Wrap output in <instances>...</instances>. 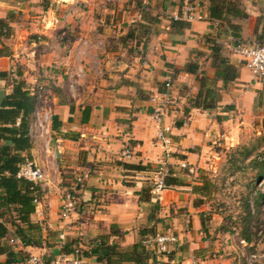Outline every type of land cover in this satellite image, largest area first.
Masks as SVG:
<instances>
[{"label": "crops", "instance_id": "crops-1", "mask_svg": "<svg viewBox=\"0 0 264 264\" xmlns=\"http://www.w3.org/2000/svg\"><path fill=\"white\" fill-rule=\"evenodd\" d=\"M187 1L200 2L207 19L172 25ZM261 38L264 0H0V74H6L0 90L9 93V73L17 71L36 105L55 118L47 147L29 140L21 153L48 177L29 217L39 228L30 233L37 245L20 242L6 225L0 264H26L30 255L48 263L65 254V244L66 250L78 246L90 264H106L96 261L98 244L114 248L110 264H134L123 253L134 244L146 253L145 264H247L237 247L224 244L231 236L218 231V216L201 202L208 196L191 189L215 154L209 143L234 146L242 126L258 122L262 128L264 76H252L231 53L236 40ZM215 57L237 73L224 86L212 81ZM188 63L195 74L185 71ZM166 80L178 109L159 124L169 131L167 162L184 161L193 170L185 176L190 180L174 176L181 185L154 193L164 154L153 145L158 126L148 100L164 91ZM199 91L210 109L189 107ZM123 148L131 158L121 159ZM77 179L73 213L61 220L60 198ZM158 234L175 237L167 253L144 245Z\"/></svg>", "mask_w": 264, "mask_h": 264}, {"label": "trees", "instance_id": "trees-1", "mask_svg": "<svg viewBox=\"0 0 264 264\" xmlns=\"http://www.w3.org/2000/svg\"><path fill=\"white\" fill-rule=\"evenodd\" d=\"M143 14L145 15L144 10ZM170 23L176 25L175 23L182 22L172 19ZM212 50L219 53L218 47ZM215 58L217 65L212 81L215 84L217 80H221L222 86H224L228 81H232L237 73L226 60ZM185 71L195 74L197 67L194 64L188 63L185 65ZM9 76L7 85L10 86V91L0 105V239L8 235L6 228V225H8L13 228L12 236L14 238H17L24 244L35 246L37 243L30 239V233H38L39 228L30 222L29 217L34 212L33 200L36 197L39 199L41 193L38 187H33L31 183L16 178V173L24 160L21 153L30 147L27 128L32 118L36 97L19 80V73L17 71L10 72ZM1 77L5 78L6 74H0ZM200 81L203 85L204 78L201 77ZM205 92V96H208V92L210 91L207 90ZM200 97L201 91L198 92L194 99L190 100L189 107L201 110L210 109L212 106L206 104V99L201 103ZM54 121L55 118H52V124ZM262 128L264 129V120L262 121ZM263 143L264 134L256 138L250 147L241 146L236 148L229 163L232 166L238 163L242 170L247 168L252 171V178L255 181L264 179V150H258V146ZM246 160L247 164L243 166L242 163ZM173 177L165 180L166 186L181 185ZM209 187L210 182L203 177L200 184L193 186L191 191L200 196H207ZM242 237L244 240H248L244 235ZM66 246L68 245L65 244L63 247L64 253L70 254L73 248L66 250ZM74 248H78L80 255L86 257L78 246ZM4 251L3 248L0 250V253ZM114 252V248L110 245L102 246V244H98L95 248L96 261H105L106 264H110L108 263L109 256L113 255ZM123 253L129 254V258L134 264H145L146 253L139 244H134L130 251Z\"/></svg>", "mask_w": 264, "mask_h": 264}, {"label": "built area", "instance_id": "built-area-1", "mask_svg": "<svg viewBox=\"0 0 264 264\" xmlns=\"http://www.w3.org/2000/svg\"><path fill=\"white\" fill-rule=\"evenodd\" d=\"M106 3H111V0H105ZM206 14L203 11V6L198 1H187L181 6L179 13L173 15V20L182 21L185 23L201 22L206 20ZM231 53L236 57L239 64L244 66L252 76L261 78L264 76V38L257 39L251 44H246L242 41L236 40L231 47ZM13 73V72H12ZM12 76H14L12 74ZM164 91L155 94L149 98L151 107L150 118L157 124L158 129L153 138V145H159L163 149V158L158 163L152 179V191L159 193L168 188L165 185V180L173 177L176 170H180L186 174L192 173V167L188 166L184 161H180L173 167L167 162L170 153V137L168 129L159 127L163 117L174 114V100L170 97L168 90L170 88V81L164 82ZM72 87V85H71ZM50 112L47 109H42L35 104L32 120L27 128V136L33 143H40L43 148L47 147L50 130ZM121 159H129L132 154L128 148H123L120 152ZM16 178L31 183L33 187H38L39 192L42 193V183L47 181V175L42 168H39L31 159L24 158L22 164L19 166L16 173ZM77 179L74 185L64 190L60 198L59 218L61 220L67 219L75 207L74 187L79 183ZM35 207L39 204V199L36 197L33 200ZM59 240L63 238L60 236ZM13 239H9V243H13ZM175 237L172 235L158 234L151 241H145L144 245L151 246L157 253H167L169 246L175 243ZM243 243V241H242ZM247 264H264L263 254H248L246 258ZM26 264H90L81 255L78 248H73L70 254H63L57 258L45 263L40 257L30 255ZM191 264H194L193 262Z\"/></svg>", "mask_w": 264, "mask_h": 264}, {"label": "rangeland", "instance_id": "rangeland-1", "mask_svg": "<svg viewBox=\"0 0 264 264\" xmlns=\"http://www.w3.org/2000/svg\"><path fill=\"white\" fill-rule=\"evenodd\" d=\"M154 6L158 5L155 3ZM143 7L150 8L148 3ZM150 12L145 11V14L151 16ZM161 17L165 15L162 13ZM175 111L177 112L178 109L174 110V113ZM174 118L181 120L182 116L178 114ZM173 128L171 126V130ZM263 134L264 130L259 123L252 122L247 128L242 126L237 145L228 147L224 141L219 142V145L217 142L209 143L215 154H212L207 170L202 171L204 172L202 177L210 182V187L208 199L201 202L206 203L205 207L208 208L209 214L218 216L219 219L215 221L219 223L218 231L231 236L223 240L224 244L237 247L235 250L244 261L248 254L264 253V179L253 180L252 171L247 168L242 170L238 163L232 166L229 160L233 157L236 148L250 147L253 141ZM258 150H264V143L258 146ZM242 164L245 166L247 160ZM174 176H180L177 178H181L182 182L190 180L185 177L186 173L180 170H176ZM243 235L248 240H244Z\"/></svg>", "mask_w": 264, "mask_h": 264}, {"label": "water", "instance_id": "water-1", "mask_svg": "<svg viewBox=\"0 0 264 264\" xmlns=\"http://www.w3.org/2000/svg\"><path fill=\"white\" fill-rule=\"evenodd\" d=\"M4 98H5V93H4V91L0 90V105H1V103H2V101H3ZM175 126L176 127H180L181 126V123L180 122H176L175 123Z\"/></svg>", "mask_w": 264, "mask_h": 264}]
</instances>
